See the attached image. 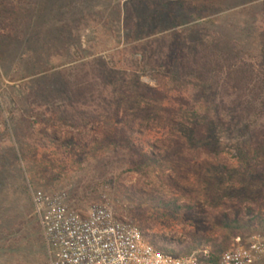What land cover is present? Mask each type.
<instances>
[{
  "label": "rangeland",
  "instance_id": "rangeland-1",
  "mask_svg": "<svg viewBox=\"0 0 264 264\" xmlns=\"http://www.w3.org/2000/svg\"><path fill=\"white\" fill-rule=\"evenodd\" d=\"M205 44L256 77L246 90L253 105L222 84L183 80L179 55ZM79 81L99 98L75 103L67 83ZM263 82L264 0H0V264H49L36 191L65 192L77 210L110 207L177 257H219L238 238H264V148L249 147V127L264 125ZM158 87L195 106L162 135L160 105L143 96ZM119 108L127 112L116 118ZM123 121L150 129L146 152L160 162L140 158L142 169L128 172L123 143L101 141ZM197 123L209 126L208 140H192ZM149 196L189 209L176 215ZM243 201L242 221H205Z\"/></svg>",
  "mask_w": 264,
  "mask_h": 264
},
{
  "label": "built area",
  "instance_id": "built-area-1",
  "mask_svg": "<svg viewBox=\"0 0 264 264\" xmlns=\"http://www.w3.org/2000/svg\"><path fill=\"white\" fill-rule=\"evenodd\" d=\"M65 192L32 194L34 214L49 264H264V238L236 239L217 260L201 255L173 256L157 250L132 222L112 208H72Z\"/></svg>",
  "mask_w": 264,
  "mask_h": 264
},
{
  "label": "trees",
  "instance_id": "trees-1",
  "mask_svg": "<svg viewBox=\"0 0 264 264\" xmlns=\"http://www.w3.org/2000/svg\"><path fill=\"white\" fill-rule=\"evenodd\" d=\"M228 62L229 61H227L226 59L218 57L216 51L214 52L208 45L205 44L203 45V48L194 52V54H180L177 60V68L183 80L194 79L204 84H215L217 87L222 84L224 89L227 90V87H230L232 91H236V103L238 102L239 104H241V106H245L248 103L253 105V103H255V99H251V97L247 96L246 90L250 87L252 88V86L254 88V86L256 85L254 84V80L256 81V77H248L247 73L244 72L242 68L241 70L234 71L233 66L228 65ZM67 85L71 98L77 104L87 105L88 102H94L99 98L98 96L95 97V88L83 81H79L75 83V85H71L70 83H67ZM259 85L260 84H258V87ZM256 87L257 86H255V88ZM143 96L147 102L155 105H160L159 116L161 120L164 121L163 125H161V132L159 131V134L161 135L167 134L169 132V122L177 116L180 117L181 111L183 109L188 108L192 111L195 110V106L192 105L190 98L185 96L182 92L171 96L161 87L145 88L143 91ZM260 98H262L261 106L262 109H264V92L262 93ZM122 112L126 114L127 111L122 110L121 108L115 111L114 114H116V118L120 117ZM134 117L138 120V118L143 117V114L137 110ZM116 120L117 122L119 121V119ZM134 122H136V120H134ZM249 128L250 151L251 147L255 151L264 148V125L254 127L252 131L251 127ZM100 134L101 133H96L94 137L88 138L86 140L87 145H98V141L100 140V138L97 141L95 140V138L99 137ZM102 134L103 138L101 141H103L104 139V141L109 140L110 142L123 143L121 147L123 146L122 148H126L128 152L127 164H129L130 166L128 168V172L140 171L142 169V165H139L140 158L147 159V161L149 162H160L161 157L158 156L159 154H155L153 153V151L146 152V148L155 149V147H153L154 143L148 141L149 139H147L151 136H155L153 133H151L150 129L140 132L139 129H136L134 123L129 124L123 121L122 125H114V127L110 128L109 132L105 131ZM191 134L192 140L204 142L208 140L210 136L209 126L202 123H197L194 125ZM157 142L159 143V141ZM160 142H162V140ZM78 143L80 144L79 140ZM176 144L179 145L178 142ZM162 149L163 147H160V150ZM242 152L243 153H241V158L249 160L248 152L245 149ZM166 154L168 155V153ZM148 199L149 202L153 205L176 215L181 214V212L185 209H189V207L185 205L164 203L153 196H149ZM249 204H251V201ZM249 204L246 205L243 201L231 203L230 205H223L220 210L211 211V213L209 214H211L210 216H213V218L211 220L209 219L205 221H222L223 217H229L228 221H242V218L240 217L241 213H245L244 207L251 206ZM248 211H252L250 207H248V209L246 210V212ZM235 212H238L239 215L237 216V218L231 219L230 216L234 215ZM140 230L147 242L153 245L157 250L166 253L163 250L164 245L161 239L150 235L148 231H143L142 229ZM236 236L239 237V234L237 233ZM212 258L213 260H217L219 257L212 255Z\"/></svg>",
  "mask_w": 264,
  "mask_h": 264
}]
</instances>
